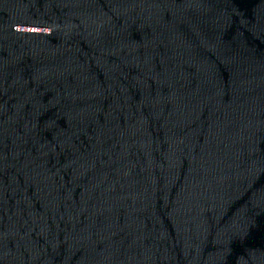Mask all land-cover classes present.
<instances>
[{
  "label": "water",
  "instance_id": "water-1",
  "mask_svg": "<svg viewBox=\"0 0 264 264\" xmlns=\"http://www.w3.org/2000/svg\"><path fill=\"white\" fill-rule=\"evenodd\" d=\"M0 210L264 264V0H0Z\"/></svg>",
  "mask_w": 264,
  "mask_h": 264
}]
</instances>
